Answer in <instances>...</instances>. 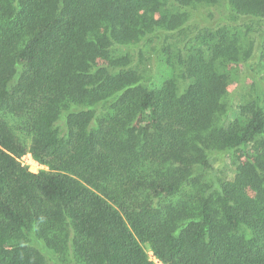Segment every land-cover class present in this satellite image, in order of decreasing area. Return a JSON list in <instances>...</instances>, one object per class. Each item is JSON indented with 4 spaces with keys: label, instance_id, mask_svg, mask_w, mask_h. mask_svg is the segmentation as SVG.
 I'll return each mask as SVG.
<instances>
[{
    "label": "trees",
    "instance_id": "16d2710c",
    "mask_svg": "<svg viewBox=\"0 0 264 264\" xmlns=\"http://www.w3.org/2000/svg\"><path fill=\"white\" fill-rule=\"evenodd\" d=\"M262 63L264 0H0V264H264Z\"/></svg>",
    "mask_w": 264,
    "mask_h": 264
},
{
    "label": "rangeland",
    "instance_id": "374dc122",
    "mask_svg": "<svg viewBox=\"0 0 264 264\" xmlns=\"http://www.w3.org/2000/svg\"><path fill=\"white\" fill-rule=\"evenodd\" d=\"M176 39L173 38V40H171V42L174 44L175 46V42ZM258 76H259V81L258 83H255L254 80H252L251 78H247L243 83H241L240 85L238 84V82H232L230 85V90L232 91L233 97L234 99L239 98L241 94H250L253 95L256 92L257 86L262 87L261 89L263 90L264 93V63H262L261 65H257L254 66ZM23 162L25 163L26 166H28L33 172H38L39 170L46 168L43 164L39 163L37 160L33 159H29L23 158ZM29 162H31L29 164ZM225 169V168H224ZM227 173V172H226ZM148 253L150 255V258L152 259V261L155 264H164L154 253L153 249L151 248V246L149 244L146 245Z\"/></svg>",
    "mask_w": 264,
    "mask_h": 264
},
{
    "label": "built area",
    "instance_id": "2783aa9c",
    "mask_svg": "<svg viewBox=\"0 0 264 264\" xmlns=\"http://www.w3.org/2000/svg\"><path fill=\"white\" fill-rule=\"evenodd\" d=\"M23 158L26 159V158H29V159H33V156L31 155V153H28L26 155H24L21 159V161L23 162ZM31 162H29L30 164ZM23 164L25 165V163L23 162ZM30 169V168H29ZM31 170V169H30ZM32 171V170H31Z\"/></svg>",
    "mask_w": 264,
    "mask_h": 264
}]
</instances>
